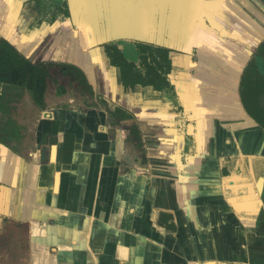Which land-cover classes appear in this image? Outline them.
<instances>
[{"label":"crops","instance_id":"obj_1","mask_svg":"<svg viewBox=\"0 0 264 264\" xmlns=\"http://www.w3.org/2000/svg\"><path fill=\"white\" fill-rule=\"evenodd\" d=\"M42 2L0 0V43L48 73L38 98L0 82V264H264V128L240 93L264 0ZM138 44L169 52L168 85L124 86L107 46Z\"/></svg>","mask_w":264,"mask_h":264},{"label":"trees","instance_id":"obj_2","mask_svg":"<svg viewBox=\"0 0 264 264\" xmlns=\"http://www.w3.org/2000/svg\"><path fill=\"white\" fill-rule=\"evenodd\" d=\"M62 6H57L54 0H43L42 4L37 6V11L43 17L48 14L59 16ZM65 14L67 15L68 12ZM135 48L141 59L139 65L130 61L131 59L129 60L117 46H107L109 61L112 66L120 69L124 86L128 89L149 82L168 85L166 76L172 68L169 52L144 44H138ZM259 55L264 61V44L260 48ZM47 76L48 73L44 68L31 65L8 43H0V82L22 84L21 80H24L38 98L47 86ZM77 76L84 82V76L80 71L77 72ZM162 87L163 85H157L159 89ZM240 93L247 113L264 128V64L257 66L253 62L249 65L243 76Z\"/></svg>","mask_w":264,"mask_h":264},{"label":"rangeland","instance_id":"obj_3","mask_svg":"<svg viewBox=\"0 0 264 264\" xmlns=\"http://www.w3.org/2000/svg\"><path fill=\"white\" fill-rule=\"evenodd\" d=\"M134 50H135V48H129V51L132 52V53L134 52ZM130 58H131V61H133V63L141 62V59L139 58V53H138V50L137 49L135 50V55L134 54L130 55ZM58 76L60 77V75H58Z\"/></svg>","mask_w":264,"mask_h":264}]
</instances>
